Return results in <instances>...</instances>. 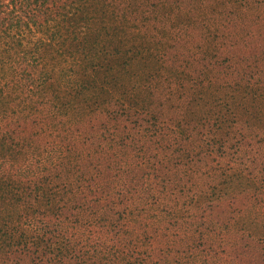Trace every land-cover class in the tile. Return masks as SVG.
<instances>
[{
	"label": "trees",
	"instance_id": "16d2710c",
	"mask_svg": "<svg viewBox=\"0 0 264 264\" xmlns=\"http://www.w3.org/2000/svg\"><path fill=\"white\" fill-rule=\"evenodd\" d=\"M0 264H264V0H0Z\"/></svg>",
	"mask_w": 264,
	"mask_h": 264
},
{
	"label": "rangeland",
	"instance_id": "374dc122",
	"mask_svg": "<svg viewBox=\"0 0 264 264\" xmlns=\"http://www.w3.org/2000/svg\"><path fill=\"white\" fill-rule=\"evenodd\" d=\"M250 18H251L250 16H249V17H247V19H249V20H250Z\"/></svg>",
	"mask_w": 264,
	"mask_h": 264
}]
</instances>
